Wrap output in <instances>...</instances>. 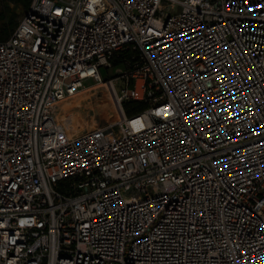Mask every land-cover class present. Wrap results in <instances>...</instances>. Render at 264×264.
Segmentation results:
<instances>
[{
	"label": "built area",
	"instance_id": "built-area-1",
	"mask_svg": "<svg viewBox=\"0 0 264 264\" xmlns=\"http://www.w3.org/2000/svg\"><path fill=\"white\" fill-rule=\"evenodd\" d=\"M113 67L117 119L69 135ZM0 264H264V0H32L0 40Z\"/></svg>",
	"mask_w": 264,
	"mask_h": 264
},
{
	"label": "rangeland",
	"instance_id": "rangeland-1",
	"mask_svg": "<svg viewBox=\"0 0 264 264\" xmlns=\"http://www.w3.org/2000/svg\"><path fill=\"white\" fill-rule=\"evenodd\" d=\"M10 7L17 13L19 21L24 10L22 7L13 4H10ZM2 9L3 5L0 0V11ZM4 23L6 21H0V28ZM120 67L123 69L127 68L124 65ZM120 73L114 67L110 70L102 71V83L94 84V79L86 80V86L76 96L68 98V101L59 106L58 110H62L59 114V122L65 126L69 135L72 136L96 126L107 125L117 119V107L107 90L108 85L106 82ZM115 85L118 91L124 87L122 81H117Z\"/></svg>",
	"mask_w": 264,
	"mask_h": 264
},
{
	"label": "trees",
	"instance_id": "trees-1",
	"mask_svg": "<svg viewBox=\"0 0 264 264\" xmlns=\"http://www.w3.org/2000/svg\"><path fill=\"white\" fill-rule=\"evenodd\" d=\"M3 9L0 11V21H6L0 28V40L7 39L10 37L16 26L18 25V15L17 13L10 7V4L20 6L25 11L28 10L32 0H1ZM135 53L131 50L123 51L119 57L113 60L114 66H126V62L132 58ZM123 108L127 115L133 116L141 113L146 105L143 102L135 101V100H125L123 101Z\"/></svg>",
	"mask_w": 264,
	"mask_h": 264
},
{
	"label": "bare ground",
	"instance_id": "bare-ground-1",
	"mask_svg": "<svg viewBox=\"0 0 264 264\" xmlns=\"http://www.w3.org/2000/svg\"><path fill=\"white\" fill-rule=\"evenodd\" d=\"M103 80L99 83H102ZM79 93V92H78ZM78 93H76L74 96H76ZM65 101H68V98H66L65 100L61 101L60 103H58V106H57V119L59 120V114L61 113L62 110H58L59 106L64 103ZM63 125V124H62ZM65 127V126H64ZM94 128V127H93ZM66 129V128H65ZM92 129V128H91ZM67 131V130H66ZM69 134V133H68ZM77 134V133H76ZM73 136V135H72Z\"/></svg>",
	"mask_w": 264,
	"mask_h": 264
}]
</instances>
